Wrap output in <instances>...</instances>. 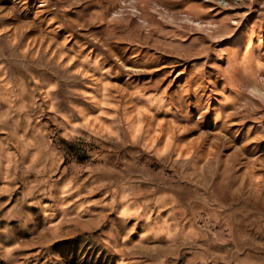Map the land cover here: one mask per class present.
<instances>
[{
    "label": "rangeland",
    "instance_id": "374dc122",
    "mask_svg": "<svg viewBox=\"0 0 264 264\" xmlns=\"http://www.w3.org/2000/svg\"><path fill=\"white\" fill-rule=\"evenodd\" d=\"M0 264H264V0H0Z\"/></svg>",
    "mask_w": 264,
    "mask_h": 264
},
{
    "label": "built area",
    "instance_id": "2783aa9c",
    "mask_svg": "<svg viewBox=\"0 0 264 264\" xmlns=\"http://www.w3.org/2000/svg\"><path fill=\"white\" fill-rule=\"evenodd\" d=\"M204 1L209 2V1H213V0H204Z\"/></svg>",
    "mask_w": 264,
    "mask_h": 264
},
{
    "label": "bare ground",
    "instance_id": "6f19581e",
    "mask_svg": "<svg viewBox=\"0 0 264 264\" xmlns=\"http://www.w3.org/2000/svg\"><path fill=\"white\" fill-rule=\"evenodd\" d=\"M218 3H221L222 4V2L221 1H218ZM224 3V2H223ZM199 24V23H198Z\"/></svg>",
    "mask_w": 264,
    "mask_h": 264
}]
</instances>
